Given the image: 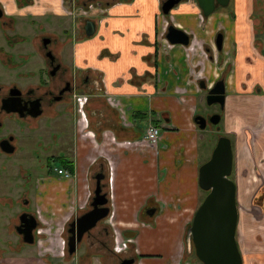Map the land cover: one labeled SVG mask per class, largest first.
Listing matches in <instances>:
<instances>
[{"label": "crops", "instance_id": "obj_1", "mask_svg": "<svg viewBox=\"0 0 264 264\" xmlns=\"http://www.w3.org/2000/svg\"><path fill=\"white\" fill-rule=\"evenodd\" d=\"M14 1L17 6L33 4L18 9ZM60 2L0 0L7 12L27 11L33 16L55 13L63 18ZM254 2L258 3L257 0ZM253 11V0H229L228 11L201 17L194 3L185 0L165 21L159 15L157 0H127V3L109 7L92 39L76 45L75 64L82 70L90 69L92 78L97 80L96 85L92 82L91 103L85 117L89 128L84 117L78 114L73 126L76 142L72 158L63 157L72 163V168L68 171L59 167L68 176L56 175L54 171L55 177L36 176L41 182L34 195L40 211L43 207L50 212L49 216L57 215L58 211L72 208L76 201H83L85 205L91 198V191L93 196L95 177L102 176L99 185L106 198L108 213L94 227L98 230L93 233V229L92 236L94 243H102L98 240L103 239V243L110 244L109 251L94 249L92 245V253L85 250L79 254V259H101L100 263H104L110 257L118 260L121 257L117 256L130 249L134 264H183L184 233L203 198L197 185V172L205 160L199 159L196 142L200 135L192 121L201 90L194 79L203 77L212 83L221 71L216 69L217 66L211 67L200 55L201 48L207 36L214 37L216 32L223 36L221 48L216 51L229 55L232 43L239 48L237 55L230 56L234 72L226 77H232V87L226 82L224 92L225 98L232 96L235 104L238 101L236 107L241 111L240 69L245 78L249 75L257 81L260 80V68H264V12L257 4L258 14ZM237 14L242 17L239 31L235 28ZM252 20L258 30L255 35ZM168 25L187 34L190 45L161 46L159 41ZM247 34L248 42L245 40ZM251 47L261 54L255 60L254 70L242 65ZM99 76L102 84L98 81ZM209 79H213L212 82ZM258 83L264 89L263 83ZM253 91L256 95L262 93L258 88ZM249 114L258 117L260 109L249 111ZM139 122L144 125L139 127ZM150 124L160 131L156 146L143 140L144 131ZM255 126L242 132L248 134L247 142L244 135V141H239L238 146L234 143L239 156L238 176L243 166L241 160H244L240 154L244 152L243 147H248L251 183L248 193L244 190L245 182L236 177L235 172V239L242 264H264V199L258 206L252 204L256 191L264 188V131ZM25 182H30L28 177ZM238 190L241 191V202L237 198ZM82 209L79 208L76 215L83 212ZM149 209L153 212L147 214ZM66 212L69 218L72 212L69 209ZM105 224L111 228L112 237ZM104 229L106 232L102 237L96 235ZM54 242L60 243L59 239ZM150 251H157L160 256L141 258L145 257L141 256L143 252ZM188 263L194 262H185Z\"/></svg>", "mask_w": 264, "mask_h": 264}, {"label": "rangeland", "instance_id": "obj_2", "mask_svg": "<svg viewBox=\"0 0 264 264\" xmlns=\"http://www.w3.org/2000/svg\"><path fill=\"white\" fill-rule=\"evenodd\" d=\"M63 1L64 6L67 7V9H70L69 5L67 4L68 0ZM78 1L81 2L83 0ZM232 1L233 0H231V2ZM254 1L256 0H253V13L258 14L256 13V4L259 6L260 11L264 12V0H257L258 3H255ZM225 11H228V6L224 9H220L219 7L216 8L215 13L221 14ZM88 17L95 19V17L97 18V15L90 14ZM40 22L43 24L44 30L39 32L42 34L47 33L48 36L54 40L57 45L56 47L55 45L52 47V51L54 50L56 52L57 48H60V43L63 42L61 30L64 29V26L66 28L72 26V18L70 16L59 18L57 16L53 17L46 15L40 18ZM80 22L81 20H79V22L76 21V25L73 26L74 29H79L75 33L74 37L78 39V43L81 42V45H83V43L86 41L82 40L83 34L79 33V25H81ZM252 23L254 24L253 34H258L255 20H252ZM204 29L206 30V28ZM248 39L249 35L247 34L245 37L246 42H248ZM226 47L227 46L225 45V48ZM238 50L239 48L235 47V43H232V50L229 55L227 53L222 55L220 51H216L215 45L213 43V35H209L203 43L201 54H199L202 55L205 60H207V63L211 67L217 66L216 69L221 70L219 71L220 76L217 79H221L224 84L228 82L232 87V77L231 79H226V77L228 75L232 76L234 72L232 64L233 61L230 59V56H232L234 53V55H237ZM18 52H21L22 55H26L28 53L29 62L31 59L35 60L31 66L29 65L30 69L21 68L20 66L22 65L15 60L14 65H16V67L14 69L16 70L18 79H21L19 78L20 75L30 74V77L27 79H32V83L35 85L36 79L34 71L40 65L42 66V63H44L45 59L43 60V56L40 54L39 57H36V55L38 56V53L35 46H29L28 50L25 49V47L20 46ZM188 53H190V51H188ZM259 56H261V54H259L258 50L251 47L250 54L245 55L242 65H248L250 66L248 67L249 69L251 68L254 70L256 65L255 60ZM219 61L222 62L221 65L219 64ZM70 63L71 59L66 61L65 66L67 67V65ZM242 71L240 69L241 77L239 76L240 79L238 78L241 83L240 88H242L240 89L241 97H243L240 104V107L242 108L241 111L238 110V107H236L238 101H235V104V99H232V96L231 98H225L226 106H224L222 111H220L216 105L206 106L204 102L205 93L204 90L201 91V97L194 106V108H196L195 114H216L219 116V121L216 125H207L203 131L198 130V135H200V138L197 139L196 144L199 159L202 158L203 160H207L219 136H225L227 139H229L232 157V172L230 179L233 181L234 178L241 177V179L245 182L244 185L246 186L244 190L247 189V192L249 193L251 189V183L248 171V147L247 145L246 147H243L242 150L244 152L240 154V156L244 157V160H241L243 166L241 169V174L238 176L239 170L237 163L239 156L237 152H235V150H238V148H234V143L236 146H238L239 141H244V135L246 138L245 142H247L248 134L242 132H248L251 125H258L255 127H258L264 131V89H262L258 83L262 82L264 86V68H260V76L258 78L260 80L257 81L249 75H246L245 78V73H242ZM5 75L6 74H4V71L0 69V77H6ZM6 78L9 79L8 77ZM194 80H201L202 82L209 84V81L203 77ZM209 80L212 82L213 79ZM91 82L92 79H87V84L83 88V91L76 94L86 95V93H92V88L90 87ZM237 86H239V84H237ZM256 88L262 91L260 95L254 94L255 91L253 90ZM257 108L260 109V116L256 117L253 114H249V111H254ZM238 112L240 114L235 116V114ZM76 119L77 115H74L73 105H71V108L68 109V107L65 108L61 103H53V105L49 107L48 111L45 112L44 116L32 121L31 127L27 131L19 132L16 130L11 132V135L18 137L17 143L19 144V148L14 155H11V157L0 156V264H117L119 262V260L113 259V257L105 260L104 263L103 261L100 263L101 259L91 258L88 260L78 258L79 254L85 250L88 251V253H92V245L95 247L94 249H100L106 252L109 251L110 244L103 243V239L98 240V242L102 243H94L95 237L92 236L94 235L92 234V230L85 236L83 240L84 243H81L79 246H77V249L73 255L68 256L66 253V225L73 219V216L78 213L79 208H83L81 211H85L89 208L88 203L90 202L91 198L85 202V205L82 203L83 201L81 203L76 201V205H74L72 208H68L69 212H72L69 218H67L68 213L66 212L68 209L63 212L58 211L57 215L54 214L49 216L50 212L46 211L43 207L41 209L42 211H40L39 205L35 200L36 191H38V189L35 190V188H37V184L41 182V180L36 176L45 177V175H47L49 177H55L53 169L58 167V163L57 161L51 163L48 162V160L55 158L56 155H61L67 159L72 158V151L74 149L73 145H75L76 142L73 129ZM138 125L139 127H142L144 122H139ZM48 168H50L49 172L47 171ZM235 172L237 173L236 177ZM26 177L29 178L30 182H25ZM90 185L92 187V180H90ZM238 191L237 198L238 201L241 202V191ZM247 192L246 195L248 196ZM21 193H24V195ZM202 193L204 197L205 193L203 191ZM22 199L28 201V204L23 206L22 203H20ZM21 212L33 214L37 218L39 224L42 222L46 223L45 225L41 226L42 234L38 237L34 245L22 244L20 238L13 230V226L17 224V217ZM105 225L107 226V224ZM99 227L101 226H98V228ZM107 227L108 235L111 233L112 237V232L110 231L111 228L109 226ZM97 230L98 229H94L93 233H95ZM104 232H106L105 229L100 233L97 232L96 235L102 237ZM55 239H59L60 243L56 244L54 242ZM166 246H168V243H166ZM129 255H131V251L130 249H127L125 253H122L117 257L124 258ZM141 256H145L141 258L146 259V257L160 256V254L157 251H150L146 253L143 252ZM183 261H191L194 262V264H200L194 258L192 247L187 256L184 252Z\"/></svg>", "mask_w": 264, "mask_h": 264}, {"label": "flooded vegetation", "instance_id": "obj_3", "mask_svg": "<svg viewBox=\"0 0 264 264\" xmlns=\"http://www.w3.org/2000/svg\"><path fill=\"white\" fill-rule=\"evenodd\" d=\"M157 1H158V6H159V15L164 17L166 21V18L169 15V13L180 2L185 1V0H180L177 4H175L168 11L166 15H164L161 11V5L165 0H157ZM191 1L196 6V9L200 13V16L204 17L201 15V12L196 4V1L195 0H191ZM63 3L64 1L61 0L60 11H62L64 16H70L72 18V22H71L72 26H70L69 28H66L64 26V29L61 30V35L63 36V42L60 43V48L59 49L57 48L56 52L54 50L52 51V47L54 45L56 47L57 45L54 42V40L51 39L47 33L42 34L39 32V31L44 30L43 24L40 22V18L46 16L47 14H44L42 16H33V15H30V13H27V11L7 12L5 6L2 3H0V69L3 70L4 74H6L5 76L9 78L7 79L6 77H2V78L0 77V143H1L0 156L11 157V155H14L17 149L19 148V144L17 143L18 137L15 135H11V132H14L16 130L19 132L27 131L31 127L32 121L34 119L44 116L45 112L48 111L49 107L53 105V103H61L65 108L68 107V109L71 108V105H73L74 115L80 114V116L84 117V119L86 117V114L88 112L87 107L91 103L90 95L92 93H86V95L85 94L80 95L76 93L83 91V88L87 84V79H92V82L94 83V85H96L97 80L92 78L90 69L82 70L80 69L78 65L75 64V49H76V45L78 44V39H76V37L74 36H75V33L79 29L76 30L74 29L73 26L76 25V21L79 22V20H81L80 22L81 25H79L81 32L79 31V33L83 34L82 40L92 39V35L94 34L96 30V26L98 25V23L101 22L102 19H104L107 9L114 4L127 3V0H83L81 2L78 0H68L67 4L69 5L70 9H67V7H65ZM14 4L16 8L24 9L27 6H31L33 3L31 2L24 3V4H20L19 6H17L16 1H14ZM228 5H229V1L225 7H219L215 5L212 13L215 12L216 8L219 7L220 9H224ZM239 6L242 10V6L241 5ZM90 14H96L97 18L96 17L95 19L89 18L88 16ZM49 16L54 17L56 15L54 13V14H50ZM241 18L242 17L238 15V19L235 24L236 25L235 28L238 31H239L238 27L240 24L239 21ZM87 22H91L94 25V32L89 37L85 36V30H84ZM168 26H172V25H168ZM174 28L178 29L176 27ZM166 29L163 33V36L161 37L159 41L161 43V46H164V45L171 46V44H169L165 39ZM218 33L219 32H216L214 34L213 43H214L215 35ZM222 39H223V36H222ZM188 40H189L188 45L186 46L179 45V46L188 47L191 42L189 36H188ZM20 46L25 47V49L27 50L29 46L30 47L35 46L36 51L38 53V56L36 55V57H39V54H40L41 56H43L42 57L43 60L45 59L44 61L45 64L42 63V66L40 65L34 71L35 79H36L35 85H33L32 79H27L30 77L29 76L30 74L20 75L19 78L21 79H18L17 77L16 70L14 69L16 67V65H14L15 60L18 61V63L22 65L20 67L23 69H30L29 65L31 66L32 63L35 62V60H32V59L29 62L28 53L26 55L25 54L22 55L21 52H18V49L20 48ZM69 59H71V63L67 65L66 67L65 63ZM217 80H220V79H216L215 81L209 84H206L202 82L201 80L198 81L199 87H200V84L204 85L203 88L200 87V90L201 91L204 90V93H205L204 102H205V97H206V93L208 89H210ZM98 81H100L102 84L101 76L98 77ZM92 82L90 86L91 88H92ZM223 86H224V82H223ZM224 102H225V92H224ZM212 105H216L219 108L217 104H212ZM206 106H210V105H206ZM224 106H225V103L223 104L222 109L219 108V110L222 111L224 109ZM35 111H38L39 115L36 117H32V114ZM211 115L213 114H210V115L194 114L192 117V121L195 116L203 117L205 119V126H204L205 128L207 125H211L207 121ZM75 122L77 123V121ZM86 123H87V127L89 128V122L87 121ZM148 127H155L158 130V140L156 141L154 145H152V146H156L159 141L160 131L156 125L154 126L150 124L148 125ZM196 127L198 130L201 131V129L198 128V125H196ZM84 128H86V126ZM147 128L145 129V131L147 130ZM204 128L202 129V131L204 130ZM145 131L143 134V140H145L144 139ZM3 141H7V143L4 144ZM230 147H231V144H230ZM8 148L11 149V152L9 153L4 152V150ZM59 157H62V156L56 155L55 158H51L48 161L52 163L56 161V158H59ZM57 170H60V171H64V170H61L59 167L53 169L56 175L63 177V175L57 173ZM231 172H232V163H231ZM21 194L24 195V193H21ZM91 199H90V202H91ZM90 202L88 203V205L90 204ZM261 202L259 204H261ZM20 203H22V205L25 206L28 204V201L22 199ZM258 205L256 204V206ZM90 209L91 207L89 205V208L87 210L81 212L79 215L74 216L73 219L67 223L66 229H65L67 237L69 236L67 232L69 228L68 224L73 222L76 218H78L82 214L88 212ZM152 212H153V209L146 210L147 214L152 213ZM22 213L23 212H21L18 215V217ZM26 214L33 217L34 228L31 231L33 242L31 244H25V243L24 244L34 245L38 237L42 234V230H41L42 224L40 223L41 224L40 225L38 223L37 218L33 214H30V213H26ZM18 217H17V224L13 226V230L18 225ZM102 220L103 219L98 221L95 224V226H97V224L101 222ZM94 227L90 229L88 232L84 233L81 237V240L91 230H93ZM15 234L21 240V236L18 235L17 233ZM81 240L75 244V250L77 249V246L81 244ZM182 243H183V253L185 252L187 256L191 248L187 247L188 244H187V239H186V231L184 233ZM236 246H237V243H236ZM237 249H238V246H237ZM75 250L71 255L75 253ZM66 253H67V248H66ZM67 255L71 256L68 253ZM240 258H241V255H240ZM118 260L119 262L117 264H119L120 261L122 260H132L131 264H134V259L131 255L124 257V258H118ZM183 264H185V262H183ZM188 264H194V263H188ZM241 264H242V259H241Z\"/></svg>", "mask_w": 264, "mask_h": 264}, {"label": "water", "instance_id": "obj_4", "mask_svg": "<svg viewBox=\"0 0 264 264\" xmlns=\"http://www.w3.org/2000/svg\"><path fill=\"white\" fill-rule=\"evenodd\" d=\"M180 0H165L161 5L164 15ZM201 15L207 17L214 10L215 5L225 7L229 0H195ZM85 36L89 37L94 32V25L87 22L84 28ZM166 41L171 45H188V36L172 26H168L165 33ZM221 34H216L214 45L220 49ZM49 56V54H48ZM47 56V57H48ZM203 88L204 85L200 84ZM206 105L217 104L222 109L224 104L223 81L217 80L205 97ZM7 110V109H6ZM8 111V110H7ZM39 115L38 111L32 117ZM193 121L199 129L205 126V119L195 116ZM208 123L216 125L219 116L216 114L208 118ZM4 144L7 141H3ZM1 145V143H0ZM4 150V149H3ZM4 152L9 153L8 148ZM231 147L230 141L225 136H219L212 148L208 159L198 167L197 185L205 193L203 199L193 213L189 227L186 230L187 247L193 250V255L200 264H241L240 254L235 241V228L237 209L235 203V185L229 178L231 173ZM102 176L95 177V187L90 202L91 209L68 224L66 239L67 253L71 255L75 244L81 240L84 233L92 229L95 224L107 216L108 209L105 196L101 193L99 180ZM34 228L32 216L22 213L18 217L15 233L21 236L25 244L33 242L31 231ZM188 252V250H187ZM132 260H122L119 264H131Z\"/></svg>", "mask_w": 264, "mask_h": 264}, {"label": "trees", "instance_id": "obj_5", "mask_svg": "<svg viewBox=\"0 0 264 264\" xmlns=\"http://www.w3.org/2000/svg\"><path fill=\"white\" fill-rule=\"evenodd\" d=\"M56 161L58 163V167L60 168H66L68 171L71 170L72 168V163L70 161H68L67 159L63 158V157H59L56 158ZM49 162V161H48ZM264 198V188H260L256 191V193L254 194L253 198H252V204H259L261 202V200ZM189 227V225H188ZM187 227V228H188ZM186 228V230H187ZM185 230V231H186ZM195 258V257H194ZM196 260V259H195ZM197 261V260H196ZM198 262V261H197Z\"/></svg>", "mask_w": 264, "mask_h": 264}, {"label": "built area", "instance_id": "obj_6", "mask_svg": "<svg viewBox=\"0 0 264 264\" xmlns=\"http://www.w3.org/2000/svg\"><path fill=\"white\" fill-rule=\"evenodd\" d=\"M144 139L151 145H154L158 140V130L155 127H148L145 131ZM57 173L63 175V177L68 176L66 171L57 170Z\"/></svg>", "mask_w": 264, "mask_h": 264}]
</instances>
